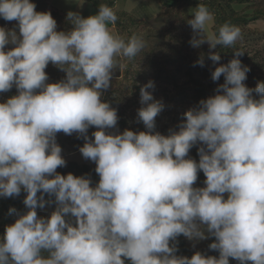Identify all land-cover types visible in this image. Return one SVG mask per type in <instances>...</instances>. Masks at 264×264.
Here are the masks:
<instances>
[{
    "label": "clouds",
    "instance_id": "9594fccd",
    "mask_svg": "<svg viewBox=\"0 0 264 264\" xmlns=\"http://www.w3.org/2000/svg\"><path fill=\"white\" fill-rule=\"evenodd\" d=\"M0 17L19 29L0 27V92L15 86L18 93L0 103V196L23 189L28 209H10L18 218L0 239V264H125L122 257L131 264H229L230 257L264 264V82L245 85L250 69L239 59L243 52L215 68L212 80L223 75L224 83L184 113L178 130L154 131L164 105L148 91L149 81L137 110L146 130L110 133L118 115L102 101L103 91L123 67L117 58H134L143 38L114 34L109 24L118 17L107 4L86 18L69 11L70 31H57L51 13L36 11L32 0H0ZM187 23L194 48L229 47L241 37L229 23L207 32L214 15L204 4ZM210 59L221 57L210 51ZM49 63L65 78L48 83ZM196 63L203 66V57ZM59 132L85 140L79 151L96 165L94 187L85 176L57 173L66 165ZM198 143L199 161L186 158ZM199 171L202 188L193 187ZM44 193L55 200L45 201ZM53 202L51 215L39 217L36 209ZM181 234L215 237L209 248L219 257L177 256L170 241Z\"/></svg>",
    "mask_w": 264,
    "mask_h": 264
},
{
    "label": "trees",
    "instance_id": "16d2710c",
    "mask_svg": "<svg viewBox=\"0 0 264 264\" xmlns=\"http://www.w3.org/2000/svg\"><path fill=\"white\" fill-rule=\"evenodd\" d=\"M97 10H99L100 4H107L113 7L117 15V24L123 25L125 22L129 24H136L139 22L138 17H136L132 12L121 9L115 10L117 6V0H106L101 2L100 0H91ZM163 6V16H167L169 13L166 9H171L173 7H179L184 16V21L181 23H187L189 19H192L190 15L183 11L184 7L192 5L196 8L198 4H204L209 11L214 15V25L213 32L218 33V29L225 23L238 26L241 32L246 31V25L250 19H260L264 16V4L254 7V12L251 13L253 4L255 0H160ZM184 6V7H183ZM239 7H244L243 10H238ZM53 12V11H52ZM52 15V13H51ZM188 24V23H187ZM112 24L110 23L109 26ZM186 30L188 35H177L169 36L173 40H178L181 47H176L174 45L168 46L163 51H155L153 56L148 57V61L144 64V81L133 82V80L128 79L126 85L120 84V80H116L111 84V91L118 90L119 87L122 90H130L132 93V99L135 101V106L130 113L126 111L123 112L119 103L122 102L121 96L124 93L115 92L106 93L102 101L110 103L111 107L118 110V122L115 128L112 130L117 133H122V130L129 129L134 132L145 131V127L142 122H138L137 112L140 107H142L140 102V88L141 86L147 84L149 81L154 82V88L148 89L152 92L153 98L157 101L163 103L164 107L161 113L155 118L156 127L154 131L159 132L163 135L169 134V129L178 130V125L185 119L184 113L192 107L198 105L199 101L206 99L209 96L215 94V90L218 85L224 83V77L221 75L219 80H212V72L221 64H227L231 59L234 58V51H241L243 54L239 57L242 65H246L250 71L247 73V79L244 81L245 85L249 88H255L258 82H264V44L257 46L254 44L246 43L241 41L240 38L237 42L229 47L217 46L215 49L209 48L207 42L203 43L200 47L194 48L190 44L193 32L191 26L186 25ZM112 28V27H111ZM15 29H18V25H15ZM166 34V33H165ZM164 34V35H165ZM162 34H160L161 36ZM256 46V47H255ZM210 51L218 53L221 57L220 61L213 62L210 59ZM152 52V50H151ZM201 57H203L204 64L196 63ZM132 63H135L138 58L136 56L131 59ZM155 67V69H154ZM65 75L62 77L64 79ZM184 78V79H183ZM61 79V80H62ZM125 80V78H124ZM58 82V81H56ZM116 82V83H115ZM117 82L119 84H117ZM49 83V82H48ZM55 83V82H54ZM173 84V88H168L165 85ZM119 86V87H118ZM122 91V92H123ZM12 96L17 95V89L14 88L10 90ZM257 96L256 93H253ZM258 98V97H257ZM95 126L89 127L87 135L90 139H94L92 133L96 131ZM78 147H82L85 140L82 136H77ZM74 139V140H75ZM201 145L198 143L194 145L186 158H191L195 161H199L198 148ZM95 164L84 163L80 164L76 161L66 160V165L57 168V173L61 175H67L69 173L74 176H85L91 179V185L95 186L99 181V176L95 172ZM206 177L202 171L198 172V179L193 185V187L202 188L205 187L204 181ZM40 192L37 193L40 196ZM27 193L22 189L18 196L14 197H2L0 196V234H5L6 226L11 225L17 215L15 213L10 214V209H16L17 213L23 214L28 209L24 205L23 201L26 198ZM227 198V194H225ZM45 201L55 200L54 196H50L44 193ZM207 235V233H206ZM215 241V237L208 236L207 239L203 240H189L182 234L179 235L175 241H170V246L175 244L177 251V256H186L191 258V256L199 251L206 256L219 257L218 250H212L209 245ZM47 256V253H44ZM229 264H239V261L229 258ZM251 264V262H248Z\"/></svg>",
    "mask_w": 264,
    "mask_h": 264
},
{
    "label": "rangeland",
    "instance_id": "374dc122",
    "mask_svg": "<svg viewBox=\"0 0 264 264\" xmlns=\"http://www.w3.org/2000/svg\"><path fill=\"white\" fill-rule=\"evenodd\" d=\"M100 1L103 2L106 0ZM32 2L36 5V11L52 13V17L57 22V31H70L72 29L73 25L66 19L67 13L69 11L77 12L85 18L91 15H95L98 12L94 5V2L91 0H32ZM261 4H264V0H255L251 13L254 12V7ZM127 5L128 3H126V0H117V6L115 10L129 9V11L133 12L134 15L138 17L139 22H136V24H129L128 22H125L123 25H118L117 22H115L114 24L109 26V29L114 34L125 38V40L129 39L133 35L141 36L145 42V47L139 53H137L136 58H138V60L135 63H132V60L126 57L117 58L118 63L122 64L123 67H118L116 69L112 82L120 80V84H122L123 86L129 82L128 79L133 80V82L144 81V64L148 61V57L153 56V54L151 53H155V51H163V49L165 50L170 45L181 47V44L178 43V40H173L166 35L184 36L188 35L187 32H189L186 30V25L188 24L181 23L186 21H184V16L182 15L183 13L179 9V7L166 9L169 13H167V16H163V6L160 0H133V3L129 4L130 7H127ZM243 8L244 7H239L238 10H243ZM183 9L186 14L193 17L195 8L192 7V5H188ZM16 24L18 25L17 21H6L2 17H0V27H4L7 30H13L15 29ZM213 25L214 23L207 28V32H213ZM16 31L19 34V30ZM160 34L162 35L160 36ZM240 40L257 46L263 45L264 16L260 19H250V21L246 25V31L241 32ZM12 47L14 46L11 44L6 45L5 50L7 51ZM45 71L48 74L49 83L60 81L65 75V72L61 71L58 67L54 66L51 63H49ZM117 84L119 83L117 82ZM165 85L168 86V88L174 87L173 84L167 85L165 83ZM13 88L14 86L12 87V89ZM110 89L111 88L103 91L101 99H104L103 97L106 95V93L111 92L112 95V91L116 94L124 93L121 96L122 102L119 103V106L121 107L123 112L126 111L127 113H130L135 106V101L132 99L131 91H123L121 87H119L117 91H111ZM10 90L8 92H0V103H4L8 98L12 97L13 94L11 95ZM106 131L110 133H117L112 129H107ZM123 131L124 130H122V132ZM77 136V133L67 135L63 132H59L56 134V142L62 149L61 154L63 158L65 159V161H76L80 164H95L93 161L85 159L80 153V148L78 147L76 141L77 139H75ZM55 207L56 205L54 202L52 204L46 203L43 209L38 207L36 211L39 217L47 218L55 210ZM72 219L74 221V218ZM14 222L15 221H13L11 224H13ZM2 238L3 237L0 234V239ZM122 259H124L125 264H131V261L129 259L124 257H122Z\"/></svg>",
    "mask_w": 264,
    "mask_h": 264
},
{
    "label": "crops",
    "instance_id": "0c3cea01",
    "mask_svg": "<svg viewBox=\"0 0 264 264\" xmlns=\"http://www.w3.org/2000/svg\"><path fill=\"white\" fill-rule=\"evenodd\" d=\"M126 3H128L127 7H130L129 4L133 3V0H126ZM125 7H126V6H125ZM124 10H126V9H124ZM127 11H129V9H128ZM130 12H131V11H130ZM132 13H133V12H132ZM133 14H134V13H133Z\"/></svg>",
    "mask_w": 264,
    "mask_h": 264
}]
</instances>
